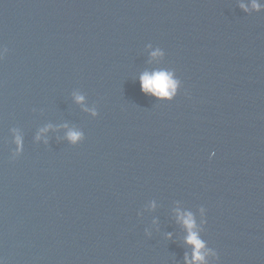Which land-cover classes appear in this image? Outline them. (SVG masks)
<instances>
[{
    "label": "water",
    "instance_id": "95a60500",
    "mask_svg": "<svg viewBox=\"0 0 264 264\" xmlns=\"http://www.w3.org/2000/svg\"><path fill=\"white\" fill-rule=\"evenodd\" d=\"M251 5L0 0L5 264H186L177 209L219 253L207 264H264V8ZM161 69L182 81L173 100L141 90Z\"/></svg>",
    "mask_w": 264,
    "mask_h": 264
},
{
    "label": "clouds",
    "instance_id": "9594fccd",
    "mask_svg": "<svg viewBox=\"0 0 264 264\" xmlns=\"http://www.w3.org/2000/svg\"><path fill=\"white\" fill-rule=\"evenodd\" d=\"M246 11L249 10L248 5L242 4ZM251 7L257 11L264 8V3L259 2V0H252ZM151 47V45H149ZM8 51L6 47H0V59L3 58L5 53ZM151 55L153 57L163 56L164 51L160 48L154 50ZM182 81L176 77L175 72L168 71L166 69L156 70L154 72H145L140 76V86L141 90L146 94H151L160 99L173 100L180 91ZM76 99L82 102L85 97L83 95H77ZM93 115H99L98 111L93 110ZM42 132L47 131V128L42 129ZM39 139V137H37ZM68 139L72 144H79L85 139V134L80 131H70L68 133ZM15 144L17 148L12 154V158H16L23 152V140L20 135L15 137ZM152 207H155V202H153ZM205 208H201V213H206ZM178 218L183 223L185 228L188 230V235L186 237V242L193 246L191 255H185L186 264H207V256L211 254L216 258L217 261L220 260L219 253L207 248V242L203 240L199 232L195 229L197 228V221L194 213L191 211H181L177 209ZM204 223H207V218L204 219ZM206 250V251H205ZM0 264H5L3 257H0Z\"/></svg>",
    "mask_w": 264,
    "mask_h": 264
}]
</instances>
